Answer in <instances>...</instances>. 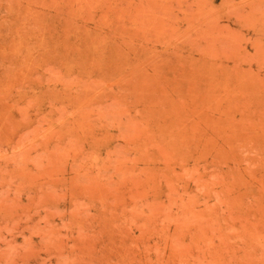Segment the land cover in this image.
I'll return each instance as SVG.
<instances>
[{"label":"rangeland","instance_id":"374dc122","mask_svg":"<svg viewBox=\"0 0 264 264\" xmlns=\"http://www.w3.org/2000/svg\"><path fill=\"white\" fill-rule=\"evenodd\" d=\"M0 264H264V0H0Z\"/></svg>","mask_w":264,"mask_h":264}]
</instances>
